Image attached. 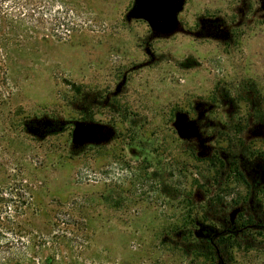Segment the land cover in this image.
<instances>
[{"label": "rangeland", "instance_id": "374dc122", "mask_svg": "<svg viewBox=\"0 0 264 264\" xmlns=\"http://www.w3.org/2000/svg\"><path fill=\"white\" fill-rule=\"evenodd\" d=\"M67 2L68 37L12 52L0 78V213L23 236L21 264H264V202L225 213L245 191L212 182L200 142L207 106L225 126L264 118V12L183 0L163 38L126 19L134 0ZM201 19L223 20L233 40L206 37ZM74 122L114 135L75 149ZM139 138L146 149L130 145Z\"/></svg>", "mask_w": 264, "mask_h": 264}, {"label": "flooded vegetation", "instance_id": "af4514ba", "mask_svg": "<svg viewBox=\"0 0 264 264\" xmlns=\"http://www.w3.org/2000/svg\"><path fill=\"white\" fill-rule=\"evenodd\" d=\"M237 5L243 7L245 11L253 7V19L259 18L264 12V0H237ZM244 10L241 11V19L246 16ZM200 22L201 30L206 37L233 40L234 37L222 29H229L223 20L201 19ZM211 107L207 106V118L201 125L200 142L204 167L207 173H210L212 182H216L220 187L232 182L245 191L243 196L235 195L233 202L229 204L233 210L229 212L225 210V213L247 214L253 202L251 198L256 200V197H259L264 202V118L259 120L253 117L241 118L237 114L235 120L225 126L220 121L214 122L211 119L213 115ZM214 110L218 111L217 108ZM239 111L238 109L237 112ZM130 143L145 149L149 146L141 138L131 139ZM126 152L132 159L141 155L138 148L134 150L127 148ZM154 162L156 171L166 170V165L160 158ZM174 172L175 169H172L171 174ZM242 227L248 228L249 225L242 224Z\"/></svg>", "mask_w": 264, "mask_h": 264}, {"label": "trees", "instance_id": "16d2710c", "mask_svg": "<svg viewBox=\"0 0 264 264\" xmlns=\"http://www.w3.org/2000/svg\"><path fill=\"white\" fill-rule=\"evenodd\" d=\"M70 7L67 0H0V78L5 75L12 52L46 36L58 41L68 37L73 13ZM222 235L209 247L218 262ZM22 237L20 231L2 224L0 213V264L24 261L26 246ZM207 241L211 244L210 238Z\"/></svg>", "mask_w": 264, "mask_h": 264}, {"label": "water", "instance_id": "95a60500", "mask_svg": "<svg viewBox=\"0 0 264 264\" xmlns=\"http://www.w3.org/2000/svg\"><path fill=\"white\" fill-rule=\"evenodd\" d=\"M183 0H134L133 6L126 19L145 21L151 28L153 35L168 37L179 30L176 16L181 11ZM37 128L29 129V133L36 135ZM39 134L38 137H44ZM112 128L93 122H74L71 134L73 148L79 149L87 145H105L113 137ZM128 149L134 150L133 147ZM144 156V153H141ZM200 236V234H199Z\"/></svg>", "mask_w": 264, "mask_h": 264}]
</instances>
